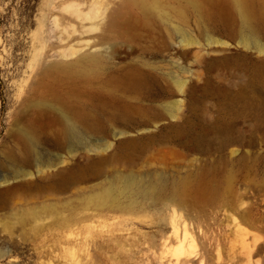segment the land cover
Listing matches in <instances>:
<instances>
[{
	"label": "rangeland",
	"instance_id": "374dc122",
	"mask_svg": "<svg viewBox=\"0 0 264 264\" xmlns=\"http://www.w3.org/2000/svg\"><path fill=\"white\" fill-rule=\"evenodd\" d=\"M192 1L0 0V179L16 129L82 174L0 201V264H264V0Z\"/></svg>",
	"mask_w": 264,
	"mask_h": 264
},
{
	"label": "bare ground",
	"instance_id": "6f19581e",
	"mask_svg": "<svg viewBox=\"0 0 264 264\" xmlns=\"http://www.w3.org/2000/svg\"><path fill=\"white\" fill-rule=\"evenodd\" d=\"M236 1H238L240 4L239 7L243 18L245 20L250 19L252 17V13H250V11L248 10L246 3L240 2L239 0ZM190 2L193 1L190 0ZM63 124H64L63 138L69 143H73V142L78 143L82 136L83 130H86V128L91 127V125H89L86 121H82L78 117H74L72 115H65ZM15 139L17 143L16 144L17 149L6 148L3 151L6 161L14 168L16 167V170L13 168L14 171L13 173H11L12 175L10 177L7 176L5 177L4 175L0 179V201H2L9 194H13L17 191L30 190L33 187H35L37 183H35L33 177H36V175L46 174V178H48L50 181L53 182L56 181L57 183L60 184L61 187H64V185L67 184L74 177L79 178L80 176H82L80 170H76L75 172H72L69 168L62 166L64 161L61 159H56L53 162H47V161L45 162L43 160H38L36 165V172L32 173L29 170V168L31 167L30 157L31 156L36 157V153L34 149H35V144L37 142V135L35 132L31 130L16 129ZM124 186H126V188H129V186L136 187L133 181H127V182L125 181ZM135 190L139 192L142 197L146 196V192H144L143 190L139 188H135ZM111 192L112 190L106 189L102 193V195L105 196V198H110V196H112ZM27 202L30 203L32 201L29 200ZM16 211L18 212V210ZM179 252L180 254H184V251L181 247H179ZM181 264H188V262L186 259H182Z\"/></svg>",
	"mask_w": 264,
	"mask_h": 264
}]
</instances>
